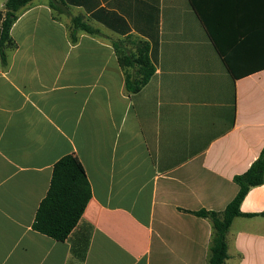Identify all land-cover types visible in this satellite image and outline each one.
Returning <instances> with one entry per match:
<instances>
[{"label": "crops", "instance_id": "1", "mask_svg": "<svg viewBox=\"0 0 264 264\" xmlns=\"http://www.w3.org/2000/svg\"><path fill=\"white\" fill-rule=\"evenodd\" d=\"M194 1L33 0L20 13L0 55V264H208L212 223L193 213L223 212L264 148V0ZM131 38L157 48L136 94L113 45ZM68 155L92 198L61 242L34 223ZM241 212L254 216L233 220L226 264H264V185Z\"/></svg>", "mask_w": 264, "mask_h": 264}, {"label": "trees", "instance_id": "2", "mask_svg": "<svg viewBox=\"0 0 264 264\" xmlns=\"http://www.w3.org/2000/svg\"><path fill=\"white\" fill-rule=\"evenodd\" d=\"M32 1L7 0L4 10L0 11V55L4 64L7 63V49L15 46L11 37V29L20 13ZM49 1L50 7L59 11L60 0ZM192 4L196 11H199L194 0ZM73 22L77 29L92 35L100 34L98 30L84 23L80 18H74ZM72 40L77 41L76 37ZM113 45L122 68L124 70L135 69L131 74L126 72L125 85L130 94H136L148 84L155 73L154 57L157 48H154L152 54L149 43L141 42L138 51L130 54L122 51L116 43ZM235 183L239 187V192L223 212L202 210L193 213L198 217L209 219L212 223L213 235L208 264H226L228 259L227 234L233 220L239 216H254L243 214L241 205L251 189L264 185V148L250 168L235 177ZM91 198L92 188L85 171L74 156H65L54 166L51 186L37 211L34 229L54 240L66 241L82 219Z\"/></svg>", "mask_w": 264, "mask_h": 264}, {"label": "rangeland", "instance_id": "3", "mask_svg": "<svg viewBox=\"0 0 264 264\" xmlns=\"http://www.w3.org/2000/svg\"><path fill=\"white\" fill-rule=\"evenodd\" d=\"M104 37H107L104 35ZM137 42V39L136 38H131L127 41V44L130 46L128 50H126L128 53L130 54H134L135 51L137 52L138 51V46H136V43ZM136 49V50H135Z\"/></svg>", "mask_w": 264, "mask_h": 264}]
</instances>
